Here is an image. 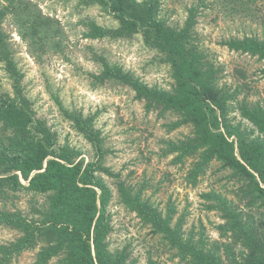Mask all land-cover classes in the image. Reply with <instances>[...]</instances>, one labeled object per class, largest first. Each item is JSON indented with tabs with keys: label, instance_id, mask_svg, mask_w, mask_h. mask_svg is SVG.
<instances>
[{
	"label": "trees",
	"instance_id": "obj_1",
	"mask_svg": "<svg viewBox=\"0 0 264 264\" xmlns=\"http://www.w3.org/2000/svg\"><path fill=\"white\" fill-rule=\"evenodd\" d=\"M80 1L99 5L118 20L117 26L109 27L89 19L86 38L141 34L145 45L170 66L173 80L170 88L150 85L99 55L101 70L91 74L94 83L128 85L148 111L175 116L164 124L168 131L190 127V134L182 138L163 139L161 153L181 166L190 161L184 176L187 185L197 186L213 162L219 164L217 171H228L227 180L235 183L234 198L215 188L200 194L207 211L220 213L223 221L215 226L220 240L210 239L202 221L198 230L194 225L187 231V212L179 214L171 196L161 208L145 195L147 182L136 187L118 180L121 203L184 264H264V105L238 99L245 84L221 85L223 65L210 58L196 31L206 0L187 8L181 26L171 25L162 15L163 0ZM8 15L30 43L46 45L59 30L55 19L42 14L36 3L0 2V63L10 84L8 89L0 88V226L20 232L16 239L0 243V264H11L39 243L43 245L32 264H48L58 256L61 264H136L127 247H110L113 226L108 208L113 189L102 173L115 178L119 173L106 164L110 150L104 146L95 116L68 109L56 96L59 109L90 144L92 154L87 158L81 148L59 143L58 133L37 116L24 90L25 74L3 25ZM220 44L264 60V37L234 36ZM259 73L264 77V66ZM21 193L30 195V211L16 205ZM38 196L44 202L39 203ZM148 264L158 262L150 255Z\"/></svg>",
	"mask_w": 264,
	"mask_h": 264
},
{
	"label": "rangeland",
	"instance_id": "obj_2",
	"mask_svg": "<svg viewBox=\"0 0 264 264\" xmlns=\"http://www.w3.org/2000/svg\"><path fill=\"white\" fill-rule=\"evenodd\" d=\"M29 1L36 3L42 14L55 19L59 30L46 45L41 41L30 43L22 38L11 15L5 19L3 25L10 35L15 59L25 74L24 90L37 116L45 119L58 133L59 143L81 148L87 158L91 156L92 148L64 117L56 96L68 109L95 116V125L104 136V146L110 150L106 164L119 173L118 178L102 173L113 189L108 208L113 226L109 235L111 249L127 247L136 264H148L150 255L158 264H184L159 235H153L150 228L121 203L118 180L136 187L147 182L145 195L163 209L171 196L179 214L187 212V231L194 225L198 230L202 221L210 239L220 240L215 227L223 221L220 213L207 211L200 194L215 188L234 198L235 183L227 180L228 171H217L219 164L213 162L197 186L187 185L184 176L190 161L181 166L172 162V156H162L161 153L163 139L182 138L190 134V127L168 131L164 124L175 116L167 113L166 117H161L158 110L148 111L145 102L138 100L128 85L116 81L95 84L91 75L100 72L101 65L96 57L103 55L110 63L122 65L150 85L170 88L173 81L170 66L159 58L158 52L145 45L141 34L118 39L86 38L85 24L89 19L109 27L118 25V20L97 4H84L80 0ZM198 1L163 0L162 15L168 18L171 25L181 26L187 8ZM206 2L207 6L202 8L198 17L196 31L200 45L209 52L210 58L223 65L221 85L234 88L237 84H245L238 99L246 97L251 102L259 100L264 105V77L259 73L264 60L229 50L220 44L222 39L234 36L264 37V0ZM9 87V80L0 63V88ZM157 187L159 189L156 190ZM36 200L42 203L45 199L38 196ZM15 201L23 211H30L32 200L29 194L21 193ZM19 235L16 229L0 226V243L14 240ZM42 245L39 243L35 248L25 250L11 264H32ZM61 258L53 257L48 264H61Z\"/></svg>",
	"mask_w": 264,
	"mask_h": 264
}]
</instances>
